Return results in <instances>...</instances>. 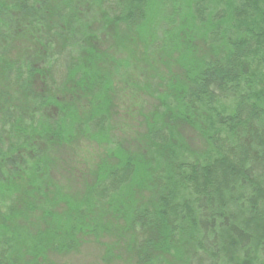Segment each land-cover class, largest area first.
<instances>
[{
  "label": "trees",
  "instance_id": "trees-1",
  "mask_svg": "<svg viewBox=\"0 0 264 264\" xmlns=\"http://www.w3.org/2000/svg\"><path fill=\"white\" fill-rule=\"evenodd\" d=\"M67 1L0 0V207L10 203L0 214V264H37L48 249H71L74 234L95 223L77 214L89 211L82 207L88 198L77 202L54 189L65 212L58 216L46 201V229L33 237L27 230L41 210L37 201L55 187L42 179L48 150L73 137L94 139L108 123L103 109L113 75L96 45L83 43L84 26ZM169 1L174 18L164 21L170 29L163 40L179 48L184 67L181 79H171L174 105L161 109L165 124L158 117L145 135L154 171L120 151L115 165L100 166L88 192L107 202L127 186L150 191L147 204H122L134 264H264V0ZM162 4L95 0L114 23L137 18L134 38L152 41ZM66 21L69 28L62 27ZM207 35V48L198 49L193 38ZM17 38L25 43L15 45ZM51 108L59 112L50 119ZM167 122L199 134L203 151L171 146ZM12 199L23 205L14 208Z\"/></svg>",
  "mask_w": 264,
  "mask_h": 264
},
{
  "label": "rangeland",
  "instance_id": "rangeland-1",
  "mask_svg": "<svg viewBox=\"0 0 264 264\" xmlns=\"http://www.w3.org/2000/svg\"><path fill=\"white\" fill-rule=\"evenodd\" d=\"M162 1L163 4L160 6H162L161 16L163 19L161 20L162 17L156 18V22L159 21V23L153 25L155 28L151 32V35H154L153 41L149 36L141 40L134 38L133 30L140 25L137 18H135V24L126 26L122 22L114 23L107 16L105 18L104 12L110 11L109 8L100 11L95 6V0L67 1L71 4L76 20L84 26L80 32L83 43L96 45L103 61L106 60L105 64L109 65L108 73L113 75L114 82L109 85L106 94L110 100L107 107L103 109L108 118L107 125H104L101 130L103 133H97V137L94 139L77 135L78 138H70L63 146H53L45 155V160L48 162V173L43 172L42 179L50 180L55 187L46 188L47 191H51L47 195L48 198L44 201L43 199L37 201L42 206L41 210L37 217L32 219L36 222L32 225L28 224L27 230L33 237L37 230L46 229L49 222L47 223L45 220L49 221V218L42 217V215L44 210H48L49 207H53V211L58 216L65 212L66 203L59 200L56 193L63 194L68 199L77 202H80L81 199L84 200L85 197L88 198L90 203H83L82 207L88 206L89 211L80 212L79 208L77 214L86 223L90 222V219H93L95 223L91 224V227H88L84 232L74 234L75 244L71 249H65L63 252H53L48 249L37 264H134L135 259L129 246L130 231L126 230L125 210H123L122 204L127 201L131 203L141 201L147 204L146 198L151 196L150 191L142 188L143 186L138 187L139 184H136L122 188V193L116 194L117 196L113 197V199L115 198L114 201L112 200L113 202L112 198L107 199V202H98L94 200L95 197L91 192L89 194L88 189L94 186L100 166L106 162L115 165L117 160L115 156H118L120 151L128 153V156L136 154L146 170L154 171V169L152 171L154 165L152 156L155 152L149 148L145 135L152 122L158 124L160 123L158 117L164 119L161 109L170 102L173 104L171 79L175 81L177 78L181 79V70L184 67V62H181L183 57H179V48L175 46V50H172L169 42L163 40L164 30L170 29L169 25L165 26L164 21L174 18L172 10L175 4L169 0ZM178 3H180L179 0ZM186 7L188 6L184 8ZM151 12L157 14L159 11L152 8ZM71 25L72 23L66 21L62 27L69 28ZM181 25L185 26V21ZM179 28L183 30V27ZM177 36L184 39L186 34L180 31ZM209 38L210 35H207L206 38L194 37L192 42L198 46V49L204 50L209 44ZM22 39L17 38L14 44L25 43ZM66 39L68 38L64 39L63 37L62 41H66ZM45 42L43 41V43ZM157 47L161 49L156 51ZM97 62L98 64L102 63L101 61ZM58 112L56 108H51L48 110L47 117L50 119L56 117ZM165 121L166 119L163 124ZM167 124L170 127L169 131L173 134V136L171 135V146L185 144L184 154L195 152L198 154L203 151L204 143L201 137L189 126L171 122H167L166 126ZM157 171L158 174H161L160 170ZM22 176L27 178L28 174L24 172ZM54 189H59V191L55 193ZM19 199L16 201L12 199L14 208L23 205ZM46 201H53L52 206L48 207ZM7 205L10 206V203L8 202ZM6 206L0 207V214L6 213ZM120 207L122 212L119 213ZM256 224L257 222L252 223V226L254 227ZM95 225L97 227L92 229ZM245 225L249 226L248 223ZM18 239L22 240V237ZM188 247H191L190 244ZM164 258L167 259V256ZM170 259L168 258V260Z\"/></svg>",
  "mask_w": 264,
  "mask_h": 264
}]
</instances>
